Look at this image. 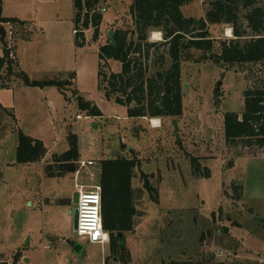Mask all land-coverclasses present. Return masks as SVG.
I'll return each mask as SVG.
<instances>
[{
  "label": "rangeland",
  "instance_id": "obj_1",
  "mask_svg": "<svg viewBox=\"0 0 264 264\" xmlns=\"http://www.w3.org/2000/svg\"><path fill=\"white\" fill-rule=\"evenodd\" d=\"M214 1L189 0L182 11L206 21L218 52L221 40L236 37L231 24L209 21ZM131 4L103 1L98 12L107 11L98 39L91 27L78 46L73 0H3V16L17 20L4 27L19 65L11 75L4 70L12 82L0 85V105L14 113L0 112V264H169L211 253L225 264H264V148L230 145L224 134L226 113L244 111L245 90L264 87V62L229 66L211 61L203 51L184 52V109L174 118L178 131L173 118L153 128L150 118L130 117L126 106L108 100L98 83V52L111 41L110 31L135 29ZM255 6L264 10V0ZM250 9H238L239 26L247 31L242 41L257 36L244 18ZM154 31L161 32L160 40L152 38ZM149 39L162 41L163 32L151 30ZM121 67L109 60L103 71L108 78ZM18 71L39 83H25L15 77ZM81 100L102 114L88 115ZM20 132L45 148L42 159L17 162ZM71 134L77 136L80 159L94 165L84 168L77 181L74 173L48 176L45 168L60 166L57 157L69 149ZM116 158L134 161L135 167L133 226L117 234L121 250L113 253L111 241L102 247L77 233L74 195L76 183L98 185L102 163ZM234 185L242 187L239 200ZM218 229L229 232L218 236ZM229 237L236 245L229 246Z\"/></svg>",
  "mask_w": 264,
  "mask_h": 264
},
{
  "label": "trees",
  "instance_id": "obj_2",
  "mask_svg": "<svg viewBox=\"0 0 264 264\" xmlns=\"http://www.w3.org/2000/svg\"><path fill=\"white\" fill-rule=\"evenodd\" d=\"M106 0H73L75 8L74 30L76 42L82 46L85 42V31L94 28V39L100 34L103 21L98 12ZM189 0H132L130 13L135 29H119L114 33L113 42L100 47L98 83L108 100L115 98L116 103L128 108L130 117L167 118L180 117L183 114V85L181 80V61L184 52L203 51L211 61L221 65L257 64L264 62V10L255 6L257 0H216L208 12L209 21L213 24L229 23L236 38L220 41L219 51L215 50V41L211 37L204 19L197 20L183 14L182 7ZM250 9L244 16L247 27L257 33L256 37L245 39L247 31L239 26V7ZM17 24V20L3 16V0H0V36L3 44V55L0 56V85L12 82L3 76L4 70L14 71L18 61L14 47L6 40L4 24ZM23 23V22H22ZM24 24V23H23ZM161 30L164 39L150 41V31ZM162 47L167 52H160ZM156 53L152 54V50ZM155 58L154 71L151 70L152 55ZM167 56L171 59L167 65ZM114 60L121 64L119 72L110 73L107 78L103 65L105 61ZM15 73V72H14ZM22 77L25 83L31 82L24 72H17L15 77ZM62 85V84H61ZM245 108L241 115L228 112L224 120V134L228 144L244 149L264 148V87L246 89L244 93ZM80 108L88 115L100 116V109L92 103L80 101ZM0 112L14 117V113L0 105ZM45 148L35 143L31 137L20 132L17 146L18 163H35L45 155ZM80 159L77 136L70 135L69 149L57 157L60 166L47 165L48 176H63L75 173ZM233 160L230 165L233 166ZM76 164V165H75ZM135 162L129 159H109L99 168L100 185L103 198V226L110 234V247L113 253L121 250L117 234L132 229L133 208L131 182L134 176ZM203 175L209 176L208 171ZM147 180L145 186L149 191L153 186ZM236 199H240L241 186L234 185ZM155 190V188H154ZM156 191V190H155ZM229 232L228 229L217 231L218 236ZM229 239V246L236 245L234 238ZM235 247V246H233ZM169 264H225L218 260L214 253L204 254L200 258L172 259Z\"/></svg>",
  "mask_w": 264,
  "mask_h": 264
},
{
  "label": "built area",
  "instance_id": "obj_3",
  "mask_svg": "<svg viewBox=\"0 0 264 264\" xmlns=\"http://www.w3.org/2000/svg\"><path fill=\"white\" fill-rule=\"evenodd\" d=\"M106 11V7H101L102 13ZM74 32L76 34L77 30L75 29ZM77 163L79 167L74 173L76 181L83 169L93 166L94 161L80 159ZM76 187L78 188L79 194L76 224L77 233L85 237L91 243L100 244L102 247L108 245L110 243V234L103 226V198L101 185L86 186L76 183Z\"/></svg>",
  "mask_w": 264,
  "mask_h": 264
},
{
  "label": "bare ground",
  "instance_id": "obj_4",
  "mask_svg": "<svg viewBox=\"0 0 264 264\" xmlns=\"http://www.w3.org/2000/svg\"><path fill=\"white\" fill-rule=\"evenodd\" d=\"M226 35L227 36H232L233 34H232V30H231V28H227V30H226ZM152 38L154 39V40H160L161 39V32L160 31H154L153 33H152ZM151 124L154 126V127H159L161 124V121H160V119L159 118H151ZM153 127V128H154Z\"/></svg>",
  "mask_w": 264,
  "mask_h": 264
},
{
  "label": "water",
  "instance_id": "obj_5",
  "mask_svg": "<svg viewBox=\"0 0 264 264\" xmlns=\"http://www.w3.org/2000/svg\"><path fill=\"white\" fill-rule=\"evenodd\" d=\"M115 32L114 31H110V39H111V42H113V34H114ZM219 89V88H218ZM173 123H174V125H175V130L176 131H178V126H177V120L176 119H173ZM117 150H115L114 152H113V155H115V154H117ZM2 173L0 172V175H1ZM78 198H79V194H78V192L77 193H75V195H74V201L77 203L78 202ZM75 216H76V222H75V228H76V224H77V210H76V212H75ZM120 237H122V234H120ZM80 249H82L81 248V246L80 245H77L76 246V250H80Z\"/></svg>",
  "mask_w": 264,
  "mask_h": 264
},
{
  "label": "crops",
  "instance_id": "obj_6",
  "mask_svg": "<svg viewBox=\"0 0 264 264\" xmlns=\"http://www.w3.org/2000/svg\"><path fill=\"white\" fill-rule=\"evenodd\" d=\"M144 119H148V118H144ZM160 119V121H162V119L161 118H159ZM148 120H151V118L150 119H148ZM151 122V121H150ZM153 126V125H152ZM154 127V126H153Z\"/></svg>",
  "mask_w": 264,
  "mask_h": 264
}]
</instances>
